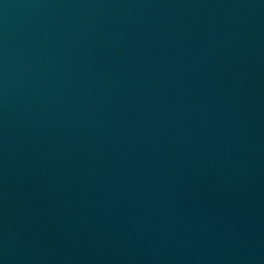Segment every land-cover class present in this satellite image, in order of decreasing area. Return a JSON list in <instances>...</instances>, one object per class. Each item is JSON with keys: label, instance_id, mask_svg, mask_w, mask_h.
I'll list each match as a JSON object with an SVG mask.
<instances>
[{"label": "water", "instance_id": "95a60500", "mask_svg": "<svg viewBox=\"0 0 264 264\" xmlns=\"http://www.w3.org/2000/svg\"><path fill=\"white\" fill-rule=\"evenodd\" d=\"M0 264H264V0H0Z\"/></svg>", "mask_w": 264, "mask_h": 264}]
</instances>
